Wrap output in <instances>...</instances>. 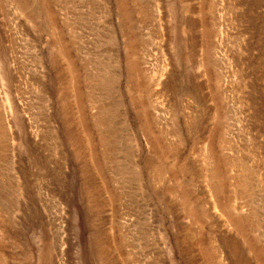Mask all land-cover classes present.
<instances>
[{
	"label": "rangeland",
	"instance_id": "rangeland-1",
	"mask_svg": "<svg viewBox=\"0 0 264 264\" xmlns=\"http://www.w3.org/2000/svg\"><path fill=\"white\" fill-rule=\"evenodd\" d=\"M0 264H264V0H0Z\"/></svg>",
	"mask_w": 264,
	"mask_h": 264
}]
</instances>
